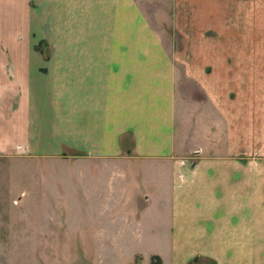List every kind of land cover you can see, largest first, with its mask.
<instances>
[{"label": "crops", "instance_id": "1", "mask_svg": "<svg viewBox=\"0 0 264 264\" xmlns=\"http://www.w3.org/2000/svg\"><path fill=\"white\" fill-rule=\"evenodd\" d=\"M0 13V47H13L0 50V152L21 145L62 163L69 247L117 264H264L260 50L240 56L239 149L231 117L219 148L215 117L176 126L179 58L136 0H0ZM203 90L215 110L216 87Z\"/></svg>", "mask_w": 264, "mask_h": 264}, {"label": "rangeland", "instance_id": "2", "mask_svg": "<svg viewBox=\"0 0 264 264\" xmlns=\"http://www.w3.org/2000/svg\"><path fill=\"white\" fill-rule=\"evenodd\" d=\"M136 1L166 53L172 60L179 58L174 62L176 126H203L215 117L213 129L220 148L225 141L223 119L231 117L232 149L238 150L240 56L256 50L264 56V13L256 14L264 10V0ZM5 16L0 13L1 31ZM12 48L0 50L8 54ZM50 49L46 44L33 47L45 55ZM227 74H232L228 78L232 93L225 104L223 78ZM209 86L216 87V94L210 96L215 110L203 90ZM223 103L226 108L220 114ZM57 160L32 157L21 145L0 152V264H117L116 255L113 259L110 254L69 247L65 225L72 223L64 221V173ZM79 224L73 221L75 229ZM211 263L216 264L212 258L198 257L187 264ZM133 264H139V258Z\"/></svg>", "mask_w": 264, "mask_h": 264}, {"label": "trees", "instance_id": "3", "mask_svg": "<svg viewBox=\"0 0 264 264\" xmlns=\"http://www.w3.org/2000/svg\"><path fill=\"white\" fill-rule=\"evenodd\" d=\"M212 264V263H211Z\"/></svg>", "mask_w": 264, "mask_h": 264}]
</instances>
